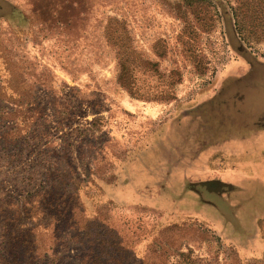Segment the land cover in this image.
Here are the masks:
<instances>
[{"label": "rangeland", "instance_id": "374dc122", "mask_svg": "<svg viewBox=\"0 0 264 264\" xmlns=\"http://www.w3.org/2000/svg\"><path fill=\"white\" fill-rule=\"evenodd\" d=\"M56 1L74 38L29 25L39 0H0V264H79L95 228L71 240L76 201L81 227L119 234L126 256L102 246L116 264H264V55L235 51L226 17L191 53L160 5ZM106 17L126 20L150 99L117 84Z\"/></svg>", "mask_w": 264, "mask_h": 264}, {"label": "trees", "instance_id": "16d2710c", "mask_svg": "<svg viewBox=\"0 0 264 264\" xmlns=\"http://www.w3.org/2000/svg\"><path fill=\"white\" fill-rule=\"evenodd\" d=\"M126 1L127 4L131 3L132 5L135 2H140L138 4L142 5L145 3L160 5L169 13L179 17L183 25L182 33L187 34L188 37L185 41L190 48L187 50L188 52L192 53L191 49L196 44V40L192 39V37L197 36V27L201 29L202 33H209L221 25L222 17H226V34L232 48L242 54L248 52V55H256L261 52L264 55V50L261 48L264 45V0H222L223 3L217 4L211 0H180L178 2L169 0H103L105 3L116 2L117 4ZM68 10L69 8L65 6L63 1L57 4L56 0H39L31 11V15L25 17V19L32 26L38 18V12H40V15L44 17L43 23L46 27L69 33L74 38L78 32L76 31L78 17L70 12L68 13ZM221 10L223 12H220ZM3 13V16L12 15V11ZM190 16L194 17L196 24L190 20ZM31 30L33 29L31 28ZM103 35L106 42L114 50L118 68L116 82L119 87L133 99L145 101L150 99L148 90H145L148 85L144 86L137 75L139 72H145L149 64L138 62L136 59L137 56H135V52L132 49V40L126 20L117 17H106ZM73 38L71 42H74ZM177 83L178 81L175 79L162 81L161 89H163L155 94L153 99L162 101L172 98V90L174 91V85ZM204 86H206V83ZM75 193H77V190L75 191L74 189L72 198L75 197ZM76 213H81L77 201L72 202L66 210L67 221L72 222V226L68 228L72 229L73 236L70 237L71 240L79 239L82 234L85 238H89L88 230L95 228L92 231L94 241L92 240L90 244L93 245L92 250L88 248L84 255L77 258L79 264H116L117 262L114 259H105L106 254L103 252V243L109 244L108 247L112 248L117 255L121 254L122 257L129 253V250L122 245L119 240V234L117 235L114 229L109 227L104 229L102 234H99L96 227L100 228L101 223L98 221H85L83 222V227H81L74 218ZM101 228L103 229V227ZM82 232H87V234ZM105 235H108L111 243L98 238V236L103 237ZM29 243L32 242L28 240ZM26 254L27 252L19 258H15L18 260H12L11 264H36L35 261L39 257L33 255L34 252L30 253L29 256H26ZM55 255L56 253L53 255L54 259L58 260V256L55 257Z\"/></svg>", "mask_w": 264, "mask_h": 264}]
</instances>
